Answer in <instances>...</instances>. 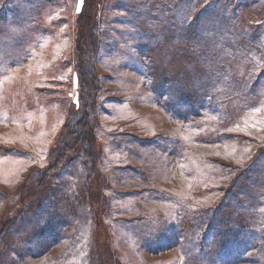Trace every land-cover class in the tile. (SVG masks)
I'll return each instance as SVG.
<instances>
[{"label": "rangeland", "instance_id": "374dc122", "mask_svg": "<svg viewBox=\"0 0 264 264\" xmlns=\"http://www.w3.org/2000/svg\"><path fill=\"white\" fill-rule=\"evenodd\" d=\"M85 1L0 0V253L9 238L13 263L258 264L213 263L235 235L224 215L222 239L190 245V213L226 202L233 176L264 146V78L255 97H231L224 113L209 87L212 65L189 47L195 22L181 21L186 7L210 14L220 1L188 0L175 15L172 0H95L90 30L77 20ZM234 1L226 24L205 9L200 22L210 26L195 41L214 54L216 42H239L225 60L237 77L248 70L244 56L264 67V0ZM235 20L243 33L228 35ZM173 23L184 29L179 40ZM74 51L97 74L89 178L78 145L53 163L60 136L79 129L66 125L68 109L81 107ZM258 229L244 254L261 243Z\"/></svg>", "mask_w": 264, "mask_h": 264}, {"label": "trees", "instance_id": "16d2710c", "mask_svg": "<svg viewBox=\"0 0 264 264\" xmlns=\"http://www.w3.org/2000/svg\"><path fill=\"white\" fill-rule=\"evenodd\" d=\"M95 0H86L84 8L79 12L77 16V20L79 24L83 23V19L85 23H83V29H91L92 26L89 21V12L92 7H94ZM175 0H172L171 7L173 8L175 15L177 12V8L189 2L188 0H179L175 5H173ZM212 1V0H211ZM220 3L217 6V11L213 10L209 14L208 7L204 9L201 7H192L189 12V8L186 7L183 12V18L181 21L185 22V17L190 18L192 16L191 25L193 26L194 22V30H190V44L189 47L194 54V57L197 59V62L203 64L205 67L212 65L213 73L211 75V80L209 81V87L214 90L215 102L217 105L224 111V113H228L227 100L231 97L238 96L237 98L247 101L256 96V92L259 88L262 87L261 78H264V67L259 70L258 66L253 61L252 57L244 56L248 62V70L242 76H234L232 73L231 67L225 62L226 58H229V54L236 49L240 52L242 51V45L238 44L234 46H218L217 42L215 45L217 46L215 54L209 53L207 48L205 50L201 48H197L196 40H199L200 33L203 28H208L210 26V22L205 24L201 23V15L207 10L206 15L212 20L214 19L216 22H225L224 18L227 20L228 15L226 13H231L234 15L235 9L232 7L233 4L236 3L234 0H219ZM178 5V7H177ZM189 5V3H188ZM177 7V8H176ZM209 18H206L207 21ZM212 23V21H211ZM173 23V27L170 26L169 29H172V36L178 37L176 40H179L180 33L184 31L183 28ZM185 27V25H183ZM175 28L177 31H175ZM230 28H232L231 33L228 35H233V33L237 34L238 31L243 33L237 20L230 24ZM77 33L80 32V28L77 26ZM230 37V36H229ZM231 38V37H230ZM247 50V49H246ZM248 50H251L250 48ZM247 50V51H248ZM212 52V50H211ZM223 54L224 56H221ZM244 54V52H242ZM209 55H216L218 59L215 61H210ZM74 68L77 69L78 80H79V94L81 97L80 106L76 108L75 105L71 109L69 108L67 111L66 125L75 126L78 124L79 129L73 130V128H69L68 131L63 133L58 142L52 148V152L55 153L53 157V163L59 164L63 162V159L67 157V153L72 151L77 147V152L79 150V156L83 157L81 169L85 166L87 167L86 177L89 178L94 170V162L92 159V155L90 156V146L93 143V132L91 131L89 117V111L95 110L97 107V74H90L87 72V67L85 62L81 59L79 52L74 51L73 55ZM206 61V62H204ZM76 72V70H75ZM88 77V78H87ZM197 80V79H194ZM80 111V112H79ZM78 113H81L80 115ZM76 159V158H75ZM74 160V159H73ZM264 164V146L258 147V150L254 157L247 162V164L240 170L237 171L236 174L232 178L231 187L227 188L225 192V197L228 195L226 202L223 200L220 201L222 205H218L215 207L214 211L212 209H204L202 211H193L190 213L194 224L191 227V241L196 243H190L196 245L209 242L210 246L214 245L217 241L222 239L223 236V224H222V215L225 216V219L228 220L226 230L229 231L234 230L235 235L230 238L231 242L225 244L222 248H219L216 252L214 251L210 258H212L213 263L217 260H222V262H237L238 260H244L247 257L253 260H257L258 264H264V231L263 229L264 221L262 220L258 209L256 208L261 203L262 195L264 194V167L261 170L260 165ZM247 190V193H243V191ZM223 199V198H222ZM219 204V203H218ZM73 220H76L75 218ZM222 225V226H221ZM56 225H54L55 227ZM221 227L219 232H215L216 229ZM260 228V229H258ZM256 229L260 232L259 241L261 243L258 246H255V250L250 254H244L248 248L253 245L254 233H257ZM249 234V235H248ZM199 235V236H198ZM1 237V236H0ZM208 237H210L208 239ZM8 239L4 244L3 253H0V264H12L11 256H15L17 253L14 247L10 248V244L8 243ZM33 238L29 237L28 240H32ZM80 239V235L78 232L74 238V248L76 247L78 240ZM238 239L239 243H236ZM209 240V241H208ZM190 241V240H189ZM26 242V241H24ZM2 243V241H1ZM235 244V247H234ZM251 244V245H250ZM2 245L0 244V247ZM81 248V247H80ZM190 250V251H189ZM235 251V252H234ZM69 252H72V249H69ZM193 254L191 248L188 246V257ZM194 255V254H193ZM68 259V257H67ZM64 258L63 261L67 260ZM13 264H27L20 259H13Z\"/></svg>", "mask_w": 264, "mask_h": 264}]
</instances>
